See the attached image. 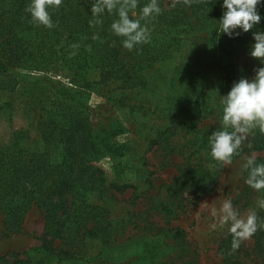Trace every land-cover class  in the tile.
Masks as SVG:
<instances>
[{
  "label": "trees",
  "instance_id": "trees-1",
  "mask_svg": "<svg viewBox=\"0 0 264 264\" xmlns=\"http://www.w3.org/2000/svg\"><path fill=\"white\" fill-rule=\"evenodd\" d=\"M147 2L139 0L137 8L130 10V17L135 18L132 12L138 15ZM30 3L31 0H0V88L9 87L4 78H11L8 70L19 66L66 70L70 82L81 87L89 85L82 76L94 70L98 77L96 84L116 81L124 88H142L147 85L149 68L170 58L180 47L181 34L196 30L202 16L207 14L217 21L210 33V43L221 76L220 87L228 90L235 81L247 77L245 69L238 68L233 60L236 48L249 42L253 31L264 27L262 15L253 29L229 37L219 32L222 0H188L185 6L158 0L161 12L141 21L150 27L151 39L128 49L122 44L125 37L111 29L113 20L118 18L115 9L111 12L106 9L98 20L91 12L95 0H62L59 6H49L53 26L48 27L32 18L27 11ZM257 7L264 14L262 5ZM202 109L193 105L187 110L193 113L187 127L194 134L191 138L184 137L185 165L167 186L168 201L160 205L167 214L197 204L213 191L220 175L223 162L212 157L208 143L209 135L219 127H197L199 118L207 114ZM220 115L222 121L223 108ZM86 119L83 112H70L63 121L41 115L35 125L39 143L30 140L27 128H17L0 145L2 234L21 233L32 207L41 212L45 228L36 248L42 255L37 261L19 258L21 253L13 252L0 255V264H90L96 260H100L96 264H127L116 258L113 251L118 249L116 246L132 242L143 243L138 252L139 264L142 258L155 263L158 252L153 239L140 236L125 241L117 239L120 222L106 196L127 188L135 190L136 186L127 180H117L126 177L123 169L116 167L115 177L108 178L98 166V159L106 155L114 157L116 148L102 143L103 140L95 141L96 134ZM256 145L264 147V140L260 138ZM246 149L241 144L232 160ZM256 162L264 163V157H256ZM244 173L248 175V170ZM255 208L251 211L257 213L258 228L251 238L254 249L264 257V208ZM183 233L174 229V236ZM232 240L233 234L228 232L221 241L222 264H245L235 255L238 247L233 249ZM92 242L101 249L97 255L89 256L86 251ZM9 256L14 258L9 260Z\"/></svg>",
  "mask_w": 264,
  "mask_h": 264
},
{
  "label": "rangeland",
  "instance_id": "rangeland-1",
  "mask_svg": "<svg viewBox=\"0 0 264 264\" xmlns=\"http://www.w3.org/2000/svg\"><path fill=\"white\" fill-rule=\"evenodd\" d=\"M165 1L188 5V0ZM201 20L196 30L181 34L180 47L170 58L149 68L147 85L142 88H124L116 81L96 84L98 77L94 70L82 76L89 84L86 87L70 82L66 70L51 68L45 71L19 66L8 70L11 78L2 76L9 87L0 88V145L17 128H27L30 140L37 144L39 133L35 125L41 115L63 121L70 112H83L96 134L95 141L115 146V156H102L97 164L108 178L115 177L116 167L123 169L126 177L117 180H127L136 186L135 190L113 191L106 199L123 224H119L118 240L140 236L156 241L155 263L142 258L141 264H222L219 247L229 232L227 224L219 223L224 200L231 199L242 217L254 207L264 208L261 206L264 188L248 185L243 167L249 156L264 157V147L256 145L260 138L264 140V131L257 126L242 142L247 148L245 152L229 163L223 162L213 191L183 210L170 214L161 210L160 205L169 199L167 186L185 165L184 137L191 138L194 134L187 127L193 113L187 110L198 105L207 113L203 119L199 118L198 128L223 127L221 97L229 89L220 87L221 76L210 43V33L217 21L207 14ZM252 42L253 37L239 45L233 57L249 78L261 65L259 58L250 55ZM175 228L184 233L174 236ZM44 229L43 216L35 207L27 212L23 231L18 234H2L0 218V255L20 252L19 258L37 261L42 256L36 248ZM116 247L113 255L121 262L140 263L138 252L143 243ZM100 249L92 242L86 253L94 256ZM235 255L245 264H264L251 236L241 240ZM13 258L9 256V260Z\"/></svg>",
  "mask_w": 264,
  "mask_h": 264
},
{
  "label": "clouds",
  "instance_id": "clouds-1",
  "mask_svg": "<svg viewBox=\"0 0 264 264\" xmlns=\"http://www.w3.org/2000/svg\"><path fill=\"white\" fill-rule=\"evenodd\" d=\"M61 3L62 0H31L27 11L38 23L52 27L48 8ZM138 3L139 0H95L91 12L99 20L100 14L106 9L109 12L115 9L118 18L113 20L111 29L116 35L125 37L122 41L124 47L133 49L151 39L150 27L141 21L162 10L158 0H148L138 15L132 12L135 18H131L130 10H135ZM262 4L264 0H222L219 32L233 37L240 35L241 31L253 29L264 15L257 7ZM252 37L250 55L259 58L261 65L255 69L251 78L241 77L222 95L223 127L214 130L208 138L212 157L225 163L231 162L233 154L247 139L252 128L258 126L264 131V30L253 31ZM243 167L248 170L246 183L256 189L264 188V163H257L255 156H249ZM261 206L264 207V201H261ZM220 212L219 223L227 224L228 231L233 234V249L239 247L241 240L250 237L258 228L256 211L252 210L246 217H242L231 199L224 200Z\"/></svg>",
  "mask_w": 264,
  "mask_h": 264
}]
</instances>
